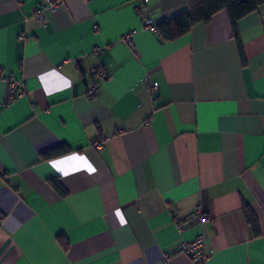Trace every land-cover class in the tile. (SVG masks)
<instances>
[{
	"label": "crops",
	"instance_id": "obj_1",
	"mask_svg": "<svg viewBox=\"0 0 264 264\" xmlns=\"http://www.w3.org/2000/svg\"><path fill=\"white\" fill-rule=\"evenodd\" d=\"M47 1L0 0V264H161L198 235L204 264H264V4L240 53L226 10L164 40L144 20L188 0Z\"/></svg>",
	"mask_w": 264,
	"mask_h": 264
},
{
	"label": "trees",
	"instance_id": "obj_2",
	"mask_svg": "<svg viewBox=\"0 0 264 264\" xmlns=\"http://www.w3.org/2000/svg\"><path fill=\"white\" fill-rule=\"evenodd\" d=\"M264 4V0H188V8L176 12L154 24L156 32L164 40L175 39L187 33L191 27L200 22H208L212 16L220 10H226L232 33L237 41L238 49L242 53V44L238 35L237 22L244 16L258 10ZM243 58V56H242ZM68 148L62 147L47 152L43 157L51 154L67 152ZM50 184L60 193L62 190L57 182L50 180ZM243 213L246 221L251 227L254 236L260 235V227L258 219L249 207L243 204ZM58 242L66 249V242L63 236H58Z\"/></svg>",
	"mask_w": 264,
	"mask_h": 264
},
{
	"label": "built area",
	"instance_id": "obj_3",
	"mask_svg": "<svg viewBox=\"0 0 264 264\" xmlns=\"http://www.w3.org/2000/svg\"><path fill=\"white\" fill-rule=\"evenodd\" d=\"M63 3V0H48L47 1V9L50 11H53L57 9L61 4ZM146 9V0H141V2L138 5V10L140 13H143ZM36 14H40V10H36ZM144 23L146 26L150 27L151 29L155 30V26L152 23V20L149 18H146L144 20ZM122 41L127 44L129 47L133 46L132 40L130 38L129 34H125L122 36ZM101 51L100 47H97L94 49V52L99 53ZM108 76V73L106 72V69H99L96 71V77L95 80L91 83L87 90L88 96H94L97 93L99 83L103 79H105ZM16 82L11 83V92L13 94V91L17 87ZM158 88L157 82H153L149 86L150 92L156 91ZM193 214L199 218L200 220H203L201 209L196 206L193 210ZM176 227L181 230L184 227V224L181 220L176 218ZM172 255H184L186 256L192 264H204L205 262V251H204V237L203 235H198L194 239L189 241H184L180 243L179 245L175 246L174 249L170 253H163L161 258V264H171L170 259Z\"/></svg>",
	"mask_w": 264,
	"mask_h": 264
},
{
	"label": "clouds",
	"instance_id": "obj_4",
	"mask_svg": "<svg viewBox=\"0 0 264 264\" xmlns=\"http://www.w3.org/2000/svg\"><path fill=\"white\" fill-rule=\"evenodd\" d=\"M80 158L87 159L84 156H81ZM60 159L62 158L51 159L47 163L54 171L60 172V167H59ZM84 170H86L88 174H94L97 171V169L91 164H88ZM68 174H69L68 172H61V178H64Z\"/></svg>",
	"mask_w": 264,
	"mask_h": 264
},
{
	"label": "snow or ice",
	"instance_id": "obj_5",
	"mask_svg": "<svg viewBox=\"0 0 264 264\" xmlns=\"http://www.w3.org/2000/svg\"><path fill=\"white\" fill-rule=\"evenodd\" d=\"M86 166V165H85Z\"/></svg>",
	"mask_w": 264,
	"mask_h": 264
}]
</instances>
